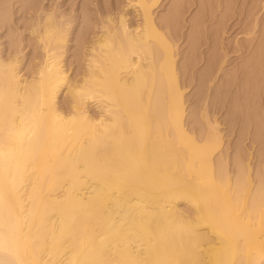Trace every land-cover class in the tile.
<instances>
[{
  "label": "bare ground",
  "instance_id": "obj_1",
  "mask_svg": "<svg viewBox=\"0 0 264 264\" xmlns=\"http://www.w3.org/2000/svg\"><path fill=\"white\" fill-rule=\"evenodd\" d=\"M11 1L0 0V29L16 30L7 48L0 33V264H264V164L254 175L250 161L233 156L231 175L218 121L194 133L182 80L195 67L194 52L180 65L176 43L190 0L174 1L167 16L154 11L162 0H126L116 16L112 6L98 10V20L84 24L88 36H78L74 76L66 64L74 20L65 0H25L17 9L34 50L28 74V37ZM247 1L245 31L263 34L264 0ZM222 17L225 34L234 26L232 15ZM192 20L194 36L186 38L199 47L202 22ZM263 38L246 46L236 38L233 47L263 49ZM218 60L205 79L227 61ZM248 64L262 69L264 59ZM238 70L245 78L248 71ZM206 100L198 110L207 118Z\"/></svg>",
  "mask_w": 264,
  "mask_h": 264
},
{
  "label": "rangeland",
  "instance_id": "obj_2",
  "mask_svg": "<svg viewBox=\"0 0 264 264\" xmlns=\"http://www.w3.org/2000/svg\"><path fill=\"white\" fill-rule=\"evenodd\" d=\"M74 1L76 2L75 4H74ZM84 1L83 0H69V1L65 0L64 1L65 10H67L69 12L70 11L72 12V13L71 12L70 13H71V15L73 14L72 15L73 19L72 20H74V21H72V23H73L72 24V29H71L72 32L70 33V39H69V42H68V45H69L68 48L69 49H68L67 54H66V64H68L67 66L70 67L69 71H70L71 75H73V76L77 73V70H78V67H79V62H77L78 60L77 59L74 60V59L76 57L77 50L79 51V49H80V48H77V47H79V45H78L79 37L78 36H79L80 33L82 34V30H84L83 27L85 28V26L87 24L91 25L96 20H98V16H99L98 15V10L102 9L103 12H106L107 10H104V9L105 8H107V9L111 8V6H112V8H111L112 10H108V11H114V12L116 11L114 13V15L116 16L117 13L124 7L125 3L127 2L126 0H122L123 2H121V0H86L87 4L85 5ZM108 1H109V4H107ZM174 1L176 2V0H162L161 3L159 4V6L156 7L155 10H154L155 14L156 15L158 14L157 16H165V15L167 16L168 13L170 14L169 10L171 11L172 6L175 3ZM236 2H237V4H236ZM236 2H235V0H199L198 2L197 1L196 2L195 1L192 2L190 0L189 2H187V4L184 3L183 4V8H181V10L184 11V8L186 6H188V8L187 7L185 8L186 12H184V14L182 13L183 11H181L180 14L181 15L183 14V15L181 17L178 16V18H179L178 20L179 21L177 20V24H176V27H177L176 30H178L177 32L179 34L178 35L179 38H176V41H178V40L179 41L176 42V43L178 44L177 45V49L178 48L180 49V50L178 49V52H180V53L178 54L177 58H179L178 59L179 60L178 63L181 62V61L183 62L184 59H186V57H187V56H185V52H186V55L189 52H191V51L194 52V57H192L193 58L192 62L195 61L194 62L195 64L193 65L195 67H194V69L193 68L190 69V67H189V69L187 68V70H189V71H187V73L188 72L189 73L185 74L186 77L189 76L190 78H188V80H187L186 77L183 78L184 74H182V78H183L182 80H185L187 82L185 84V86H186L185 94H186V98L188 99L186 104L187 105L189 104L188 107L190 106L191 109H193V107L195 108V109H193V113L196 116L192 115L193 118L195 116V118L194 119L192 118V119L194 121H197V122H194L192 119L190 120V118H191V116H190L189 119L187 120L188 124H189V121H190L189 126L192 127L193 126V122H194V126L196 125V127L197 126L199 127V128L197 127V129L195 127L196 131H194V133H195V135H197V134L203 133V131H205V129H207L206 128V126H207L206 122H207L208 119H211L212 121L213 120H217L218 123H219L218 127L222 131L221 132L222 135H223L222 137L224 138L223 146H222L223 148L222 149L225 150V151H222V155L225 154L224 156H226V157L228 156L227 160L225 159V162L226 163L228 162V164H226V167H227L228 170H230L229 173L231 175L233 174V172L235 173V171H236L235 170L236 162L233 159L236 158L237 156H240L241 158L244 159V161H246V160L250 161V164L253 165L252 166L253 174L255 175L256 174V170L261 169L262 165L264 164V159H262V158H264V157H262V156H264V154H263L264 153V86H263L264 77H262L263 73H264V69H263L264 67L262 69H261V67L260 68H258V67L256 68L254 66V64L252 66H250L251 64H248V61L250 62L253 58H256V57L264 59V56H263L264 52H262L264 47H262L263 49H261V48L257 49L256 48L257 47L256 44H254V47L252 48L253 50L250 49L253 52L250 51V50L245 51V49H243L244 52L242 51V53H241V51H239L240 53H237V51H235V48L233 46H234V42L236 40H238V39H239V41L241 40L240 43L244 42L245 44L244 43H242V44L246 46V45L249 44V41H250L251 37H253L254 40L257 41L259 37H261V36L263 37L264 36V33L262 34V32H261L262 29L259 28V29H257V33L255 34L256 36L248 34V32H247L248 30L247 29L249 28L248 26H250L252 24L251 23L252 17L248 16L249 18H247V14L246 15H244V14L249 9V1H247V0H241V1L240 0H236ZM241 2H243V4ZM258 2L260 4L262 3L261 0H259ZM13 3H14L15 6L12 5ZM22 3H25V0H24V2H17V4H16V0L11 1V5L13 7L12 16L14 17V19H16L15 21H16L17 25H19V26L22 25L21 27L24 30L23 32H24L25 36L28 37L26 39V45L27 46L25 48V52H26L27 55H25L24 60H23L24 66H27V67L23 66V70H22V72L28 74L29 73L28 65H29L30 61L32 60V57H33L32 56L33 55L32 51L34 52V50H33V45H31L32 44L31 43L32 40H30L31 36L28 33V30L24 29L25 28L24 27L25 18L23 19V16H22L23 12H22V10H17L18 8H20V6H21L20 4H22ZM71 5H72V7H71ZM234 5H235V7H234ZM233 7H234V10H233ZM83 8L85 10L86 9L87 10L83 11L84 10ZM218 9H220V10H218ZM238 9H241V10H239L240 12L244 11L243 12L244 14L241 12L243 15H241V13L239 14L241 17L237 14L238 13ZM102 10H100V11H102ZM236 10H237V12H236ZM14 12H15V14H14ZM93 12H96V13H93ZM90 13H91V15H90ZM134 13L136 14V12L133 9H129V15L132 16V20L136 19L135 18L136 16H134ZM217 14H219V15H217ZM226 14H227V16L232 15V18H230V23H233L234 28L233 27L232 28H228L229 30L227 29L228 31H226L225 34H223L220 31L221 28H220L219 19L223 18L222 16H224ZM92 16H93V18H92ZM133 16H134V19H133ZM86 17H88V19ZM183 18H184V20H183ZM193 18H194V20H197V19L199 20L200 19V21L202 22L201 23V28H199L200 30L202 29L201 33L196 38H194V40L196 41L195 44L199 45V47L195 46L192 43L193 42V38L192 37H191V39H188V38H190V36H194L192 33H189V32H192L193 28H195V26L194 27L191 26ZM87 20H89V21H87ZM190 20H192V21H190ZM180 21H181V23H180ZM11 22L13 23L14 20L11 21ZM12 23H10V24H12ZM84 24H85V26H84ZM246 24L248 26H246ZM263 25L264 24H262V28H263ZM260 27H261V25H260ZM13 30L14 29H12L10 26H4L3 28L0 29V33L2 35L3 44L5 45L4 47H6V48L9 47V45H10L11 37L14 34L12 32ZM85 30H86V28H85ZM85 30L83 31V33H84L85 36L86 35L88 36V33H85ZM245 30H247V31H245ZM14 31H16V30H14ZM217 33H219L218 35H220V36H218ZM180 34H181V36L183 38L180 36ZM186 37H188V38H186ZM220 38L223 39V41L227 44V45L223 44L224 46H226L225 47L226 49L224 48L223 50H221V48H220L221 51H224V54H222V56L223 55L226 56V60L227 61L224 62L225 64L222 63V67L224 69L223 68L219 69V71L215 70L216 73H213L210 76V78H211L210 80H212V81H210V80L205 79V77L207 78V76H205V74H203V73H206L207 69L209 70V68H210L209 65H210V63L213 60H215V58H216V61H217L218 59H220V57H222V56H219L221 54V51L219 50V47H220L219 44H220V40H221ZM236 38H238V39H236ZM217 39H219V43L218 44H217V42H218ZM246 39L249 40V41L247 40L248 42L246 41L248 44L245 42ZM263 40H264V38H263ZM29 41H31V42H29ZM205 41H206L207 45H206ZM256 41H254V43H257L259 40L257 42ZM179 44H180V47H179ZM189 47H191V48H189ZM194 47H197V48L194 49L195 51L192 49ZM210 47H212L213 49L210 48ZM189 49H190V51H189ZM254 49L256 50V53L258 52V54L260 53L262 56L259 54L260 56L257 55V56L253 57L254 54H252V53H255ZM226 50L228 51L227 53H225ZM259 50H260V52H259ZM196 51H197V53H196ZM247 52L248 53L251 52V54H252V57H251L252 59L251 60L249 59L251 54H249L250 56H248ZM201 53H203V56H202ZM214 55H216L217 57L214 56ZM213 56H214V58H213ZM246 57L248 58V60H247ZM194 58H195V60H194ZM218 61H220V60H218ZM182 62H181V64L180 63L179 64L182 65ZM245 62H247V63H245ZM235 63H236V65H235ZM243 63H245V65ZM240 64H243L242 67H241ZM207 66L209 68H207ZM249 66H250V68H249ZM238 68L239 69L240 68L241 69L244 68L245 71L247 70L248 72L249 71H252V72L250 74L248 72H245L244 74H242V75L245 76V78L243 76H241V75L239 77L240 70H238ZM192 69H193V72H191ZM257 69L260 70L259 72H261L260 74H262V75H258L257 76V74L255 72V71L258 72ZM253 70H255V71H253ZM234 71L235 72L237 71V72L235 73ZM262 71H263V73H262ZM232 72H233V74H232ZM191 73H193V76L191 75ZM224 73L225 74L227 73L228 75H225ZM216 74H218V75H216ZM230 74H232V76H230ZM252 74L255 75V77H257V78L259 77L258 81H257V78H255ZM222 75L225 78H223ZM249 75L253 76V79L255 78L256 80L255 79L253 80L252 77H250ZM227 76H229V78ZM234 76H235V78H233ZM248 77H249V79H248L249 81L247 80ZM260 77H262V78H260ZM250 78L253 80V82L250 80ZM259 79L263 80V81H260ZM224 80H226V81L229 80V81L225 82ZM230 81H232V82H230ZM201 82H203V83H201ZM205 82L206 83L208 82L209 85L206 84ZM228 83H229V85H228ZM230 83H233L232 87H231ZM261 83H262V85H261ZM203 84H205V85H203ZM216 85H218V86H216ZM250 85L255 86V87L252 88V86H250ZM245 86H247V87H245ZM202 87L204 89H202ZM207 87H208V89H207ZM205 89L208 90V93H207V91ZM230 91H232V93L237 92V94L234 93L232 95V93ZM221 93H223V94H221ZM207 94H208V97H207ZM204 95L206 96V98L202 97ZM234 95H237V96H234ZM205 99H208V100H206V102L209 104V108H210V109L208 108V117L207 118L202 115V112H199V110L202 111L201 107L203 106L202 105L204 103L203 100H205ZM60 103L62 105H66V98H64L63 95L60 98ZM200 117L203 120H201ZM196 118H198V119H196ZM200 123H201V125H200ZM204 123H206V124H204ZM201 129H203L202 132H201ZM238 151H240V152L243 151V152L242 153H240V152L238 153ZM240 154L241 155L243 154V155L241 156ZM244 154H245V156H244ZM246 155L249 156V157H247ZM260 155H262V156H260ZM233 156H236V157H233ZM226 157H224V158H226ZM260 159H261V161H260ZM259 163H261V164H259ZM183 204L184 203H182L181 205L184 208L188 209L187 206H185V204L184 205Z\"/></svg>",
  "mask_w": 264,
  "mask_h": 264
}]
</instances>
